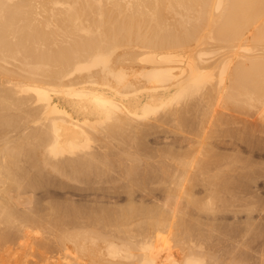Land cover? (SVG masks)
Wrapping results in <instances>:
<instances>
[{
	"label": "bare ground",
	"instance_id": "obj_1",
	"mask_svg": "<svg viewBox=\"0 0 264 264\" xmlns=\"http://www.w3.org/2000/svg\"><path fill=\"white\" fill-rule=\"evenodd\" d=\"M258 153L264 0H0V233L68 259L12 264H264Z\"/></svg>",
	"mask_w": 264,
	"mask_h": 264
},
{
	"label": "rangeland",
	"instance_id": "obj_2",
	"mask_svg": "<svg viewBox=\"0 0 264 264\" xmlns=\"http://www.w3.org/2000/svg\"><path fill=\"white\" fill-rule=\"evenodd\" d=\"M256 154H257V152H255ZM256 154H254L255 156H256V158L257 159H259V160H261V162L260 163H264V157H262L261 155H264V154H261V153H258V154H261V155H256ZM255 156H253V158L255 157ZM262 158H261V157ZM260 157V158H259ZM257 159H254V160H257ZM261 165V164H260ZM262 165H264V164H262ZM262 165H261V167H262ZM260 166H255V169L256 168H259ZM260 167V169H262V170H260V169H256V172H259V173H257V174H255V170L253 169V172L252 173H254V174H252L251 176H253V180L252 181H254V183H253V186H252V184H250V183H248V184H245V183H243V187H241L242 186V184H239L240 185V190L241 189H243V190H245V192L243 191V190H241L240 192H237L238 194H235V196H232V197H226V198H223L224 200L222 201V199L220 200V201H218L217 203L219 204L218 205V207H220V205H221V207H222V205L223 204H225V205H228L229 203H231V202H234V204L235 203H237L238 202V200L240 201L241 199H242V197H243V199H244V197H245V195H246V197H245V199L247 198V200H249V194L248 193H253L254 195H255V193H256V197L254 196V198H252V199H254L253 201L251 200V202L249 203V204H251V203H254V205H252V207H251V205H248L247 207H246V209L243 211L244 212V214L245 215H247V214H250L251 213V211H252V215L254 216V221L255 222H257L256 220H258V216L261 214V212H262V214L259 216V221L257 222V225H253V227L252 228H255V230L253 229V231H255V233H257V230H258V228L260 229V230H258V231H260V233H261V235H264V232H262V231H264V225H262V224H264V218H262L261 220H260V218L262 217V216H264V209H262L261 210V212H260V208L259 207H262V205H264V203H261L262 202V200H264V174H261V173H264V167H262L261 168ZM260 174V177L258 176ZM257 177H259V178H257ZM261 178V180H259L258 181V179H260ZM256 179V180H255ZM251 181V180H250ZM252 181H251V183H252ZM256 182H257V184H256ZM250 184V185H249ZM245 186H247V188L245 187ZM250 186V187H249ZM252 186V187H251ZM237 187H238V191H239V186L237 185L236 186V189H237ZM245 187V188H244ZM251 188V189H249V188ZM254 188H255V190H256V188H257V190L255 191L254 190ZM247 189V190H246ZM252 189H253V191H252ZM242 191L244 192V194L242 193ZM249 191V192H248ZM255 192V193H254ZM241 193H242V195H241ZM262 195V196H261ZM242 196V197H241ZM262 197L261 198V202L258 200V199H260L259 197ZM257 198V199H256ZM229 199V200H228ZM234 199V200H233ZM251 199V198H250ZM227 200V201H226ZM256 201V202H255ZM258 202H260L261 204H259ZM216 203V204H217ZM189 205H192V204H195V203H193L192 202V204H190V203H188ZM232 204V203H231ZM257 204H259V206L257 205ZM261 205V206H260ZM193 206V205H192ZM192 206H190V207H192ZM196 206H197V210H199L198 209V203L196 202ZM217 206V205H216ZM252 208H250V207ZM193 207H195V206H193ZM192 207V208H193ZM253 207H254V209H253ZM256 207V208H255ZM192 208H189V211L190 210H192L193 211V213L196 211V209H192ZM249 209H251L250 211H249ZM259 209V210H258ZM200 210H201V208H200ZM205 210H207V212L209 213L210 211L208 210V209H205ZM192 211H190V212H192ZM204 211V209L202 210V212ZM206 211H205V213H203L202 215H205L206 213H207ZM243 212H242V214L240 213L239 214V217L241 218H239V221L240 220H242L243 218H245L246 216L245 215H243ZM247 214H246V213ZM258 212H260L259 214H258ZM207 213V214H208ZM255 213H257V214H255ZM197 214V213H196ZM250 214V215H251ZM192 215H195V214H192ZM191 215V217H189L190 219H192V220H190V224H187V223H189V220H187V223L185 224L184 223V225H182L183 226V228H182V230H181V226H180V228H178L181 232H185L186 230V225H189V227H187V229H189L188 231H189V235L188 234H185L184 235V239H188L189 238V236L191 237L192 236V231L193 230H196L195 229V224H194V220L193 219H198L196 216H192ZM242 216V217H241ZM243 216H245V217H243ZM252 216V217H253ZM194 217V218H193ZM187 218V217H186ZM198 220H201L200 218L198 219ZM234 220H232V219H228L226 222H222V224L223 223H225V224H223L224 226H228V228H230V229H226V230H228L227 232H234L235 230H236V227H237V229H239L240 227H241V225H237V222H238V220H237V222L236 221H234ZM243 221H245L244 219L242 220V223H243ZM261 222H262V224H261ZM219 223H221V222H219ZM228 223H231V224H228ZM241 223V221H240V223L238 222V224H242ZM227 224V225H226ZM256 224V223H255ZM230 225L232 226V227H230ZM237 225V226H236ZM234 226H236V227H234ZM239 227V228H238ZM231 228H234V229H231ZM257 228V229H256ZM185 231H184V230ZM241 229V228H240ZM187 231V232H188ZM253 231H252V236H253V240H254V237H255V235H254V233H253ZM16 235V234H15ZM15 235H10V234H7V233H0V264H12V262L13 261H15V259L17 260V258H18V260L21 258L22 260H26V261H29V260H31V261H39V260H49V261H52V262H56V261H60V262H66L67 260H65L64 258H62L63 257V251L62 250H60L58 247H57V244H58V241H57V239H56V237H57V234H55V233H51V232H46V231H42V232H33V233H27V234H25L24 236H23V238H21L22 240H20V241H18V243H20L21 241L23 242V243H20L21 245H20V247H19V244L17 245V240H16V242H15V237L17 236H15ZM260 234H257V236H256V240H257V237L259 238L260 236H259ZM186 236V237H185ZM252 236H249V239H250V237L252 238ZM260 239V238H259ZM258 239V240H259ZM261 239H264V236H262V238ZM250 240H252V239H250ZM249 240V242L248 243H250L251 241ZM255 240V241H256ZM251 242L252 243V245H253V249L255 248L256 249V247H258L257 245H255L256 244V242ZM261 241V240H260ZM260 241H257L258 243H260ZM247 243V244H248ZM250 243V244H251ZM257 243V244H258ZM249 245V244H248ZM248 245H246L245 244V247L246 246H248ZM252 245H249V247L250 246H252ZM259 245V244H258ZM244 246V245H243ZM255 246V247H254ZM241 248H243L242 246H241ZM250 248H252V247H250ZM246 249V248H245ZM240 256H237V262H239L238 264H242V262L241 261H243V259H244V257L242 258V260H240ZM20 259V260H21ZM236 259V258H235ZM234 259V260H235ZM240 260V261H239ZM230 261L232 262V260H229V264H232V263H230ZM241 262V263H240ZM18 264H21V262L20 261H18L17 262ZM16 263V264H17ZM244 264L246 263V260L244 259V262H243ZM13 264H15V263H13ZM235 264V263H234Z\"/></svg>",
	"mask_w": 264,
	"mask_h": 264
}]
</instances>
